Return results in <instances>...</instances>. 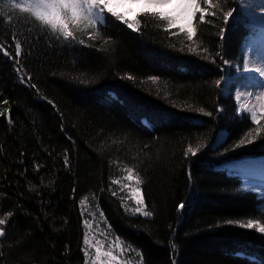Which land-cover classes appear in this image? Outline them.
<instances>
[{
	"label": "trees",
	"instance_id": "trees-1",
	"mask_svg": "<svg viewBox=\"0 0 264 264\" xmlns=\"http://www.w3.org/2000/svg\"><path fill=\"white\" fill-rule=\"evenodd\" d=\"M213 2L235 10L237 23L224 24L218 11L201 25L198 13L197 55L183 33L150 15L137 16L139 31L108 15L105 25L80 27L64 40L0 0V45L15 57L13 45L21 44L17 62L0 55V219L6 221L0 264H86L80 209L86 197L144 264H264V234L240 227L264 224L263 202L213 167L264 150V132L235 147L256 125L240 119L232 98L221 94L223 75L229 66L240 68L253 29L239 0ZM229 27L223 43L219 30ZM220 130L228 136L214 150ZM189 146L199 147L196 156ZM123 167L143 181L151 218L130 215L111 194L118 193L112 181Z\"/></svg>",
	"mask_w": 264,
	"mask_h": 264
},
{
	"label": "snow or ice",
	"instance_id": "snow-or-ice-1",
	"mask_svg": "<svg viewBox=\"0 0 264 264\" xmlns=\"http://www.w3.org/2000/svg\"><path fill=\"white\" fill-rule=\"evenodd\" d=\"M123 3L129 4H141L143 5L142 14L152 17H157L160 20H163L167 24V28L171 30L172 28L178 27L179 31L183 33L187 40L190 42L188 51L200 55L198 52L199 45L195 47L192 46L194 43L193 38L197 36V29L195 26V19L197 14L199 13V23L203 25L205 23L206 16L209 14L212 17L217 16V12H222V21L224 24H228L229 18H232V26H235L237 21L233 16V12L223 10L221 4L219 2L214 3L213 0H203L204 6L201 5L200 0H122ZM242 3L246 5L247 0H242ZM15 8L20 9L22 12L33 14L39 21L43 24L50 26L53 32H59L64 40H68L69 38H74V30H79L81 25L84 28H95L96 24L100 22L101 17L105 12L110 13L117 20L122 21L129 29H133L135 31H139L138 24L139 20L136 17H133L131 21L127 18V13H119L115 12L113 7L111 6V0H20L18 3H14ZM19 6V7H17ZM169 8L171 11H164L163 9ZM212 10L211 12L209 10ZM131 11V9H129ZM239 15V13H237ZM183 17L186 21V25L178 24L177 21ZM211 23V21H209ZM74 26V27H70ZM231 32V27L228 29L221 28L219 30V38L223 43H226L227 40H230L229 37H225V32ZM203 34L201 33V36ZM12 40H16L15 33L12 34ZM91 39H96V36L93 35ZM81 44L84 43L83 40L79 41ZM107 43V41H105ZM15 57L12 55V51L7 49L6 46L0 45V55H4L10 59H14V62H17L16 58L20 56L21 52V44L19 42H15L14 45ZM203 53H209V48L204 47ZM215 55L219 57L220 62L223 65H229L230 61L225 58V55L221 53V51L217 50ZM205 60H209L210 56L205 55L202 57ZM212 63H216L215 59L211 60ZM238 70V69H237ZM19 72V69H17ZM244 71H255L258 72L260 76L264 77V69L256 68L249 69L248 61L244 63ZM31 80V77H24L23 80ZM128 79H132L131 76ZM152 80H156V77H152ZM217 85H219L220 81L218 80ZM31 87L35 88V84H32ZM251 95V93H248ZM239 99V97H237ZM264 97H257V100H262ZM3 103H7V101H3ZM243 108L247 113H251V121L256 125V127L249 131L248 134L239 141L235 147H243L246 144H253L255 139L259 137L261 132H264V124L261 123V120L264 119V115L259 116L257 112L254 110V107H249L247 104L243 105ZM204 115L211 117L213 115L212 112H205L203 108L199 110ZM218 111H223L219 109ZM260 111L264 113V103L260 104ZM0 115H4L3 112H0ZM243 119V116L239 117ZM146 125H148L147 121H144ZM150 127V125H148ZM63 130V129H62ZM199 147L193 148L189 146L187 148V153H190L192 156H196L197 152H199ZM22 163V162H21ZM64 163L67 166L69 161L67 155H65ZM39 170V165H37V171ZM128 176L127 179H133V169H127ZM191 174L189 173V176ZM112 183L119 184L120 181H112ZM143 181L139 178L136 179V184L140 185ZM134 200L136 207L133 209L134 214L142 215L143 217H152L153 212L147 210V204L145 203L144 197L142 195L140 187H136L134 190ZM113 196H116L117 193L112 192ZM81 204L84 201L80 202ZM179 209H185L186 205L184 203H180L178 205ZM101 216L103 213L101 212ZM6 221L4 219H0V225H4ZM86 225L89 227L91 225L88 224V221H84ZM228 223H232V221H228ZM110 227V226H109ZM240 227L246 229H255L259 233L264 234V224L259 223L258 221L249 220L246 224H241ZM5 236V229L0 227V237ZM84 244L88 245L87 237L84 240ZM173 250H175V245L172 246ZM103 255L107 256L111 260H116V257L112 255L111 252H106ZM238 257H243L250 262H255V256H246L243 252L235 253ZM101 250L99 247L96 248V264H100ZM175 264V261H173Z\"/></svg>",
	"mask_w": 264,
	"mask_h": 264
},
{
	"label": "rangeland",
	"instance_id": "rangeland-1",
	"mask_svg": "<svg viewBox=\"0 0 264 264\" xmlns=\"http://www.w3.org/2000/svg\"><path fill=\"white\" fill-rule=\"evenodd\" d=\"M6 3L11 4L12 6L14 3L20 2V0H4ZM251 0H247L246 5L242 3V9L244 10L245 14L248 17V20L251 24L256 26L257 30V37L255 38L254 41H252L251 45V50L248 53L247 56V51L250 49V46L246 48V51L244 53V59L245 61H248V68L249 69H255L258 65H260L264 69V20L262 21L261 19H256L254 18V11L251 10L250 8ZM111 6L113 7L115 12L119 13H127V18L131 21L133 17H136L142 13L143 5L141 4H129V3H123L122 0H111ZM14 7V6H13ZM249 8V12L247 10ZM131 9V11H129ZM164 11H171L169 8L163 9ZM31 14V13H30ZM105 14H110L105 12L103 16L101 17L100 22L104 23V18ZM33 15V14H32ZM34 16V15H33ZM35 17V16H34ZM36 18V17H35ZM41 22V21H40ZM99 23V22H98ZM178 24H184L186 25V21L183 17L178 19L177 21ZM45 25V24H44ZM48 26V25H46ZM261 26V27H260ZM50 28V26H48ZM74 27V26H70ZM83 27V25H81ZM179 29L178 27H175ZM58 32V31H57ZM59 33V32H58ZM244 61V63H245ZM236 70V67H230L227 70V73H231L232 71ZM251 72V71H249ZM241 72L235 73V76H230L229 74L226 75L224 79V84H223V89L222 94L225 98H232L233 101H235V105H237V110L239 115L246 116L250 119V122L255 125L251 121V113H247L246 110H243V105L240 103L243 100H248L245 96L242 101L238 102L239 99L243 95V91L240 86V82H237L235 80V77L239 76ZM248 74L247 72L244 71L243 68V73L242 74ZM239 74V75H238ZM244 74V75H245ZM255 83L257 84V81L254 80V85ZM242 84V83H241ZM235 86L234 92L231 93V87ZM241 87V86H240ZM240 91V95H239ZM256 91V89H255ZM231 93V94H230ZM239 95V96H238ZM255 98V95L252 97V99L247 103L249 107L251 101H253ZM264 103V99L262 101H258V104L254 105V110L257 112L258 117L262 116L264 113H261L260 111V104ZM263 120V119H262ZM261 120V121H262ZM225 134L221 132L218 137H224ZM217 137V138H218ZM220 139V138H218ZM264 154V150L262 151ZM264 155H257V156H249L245 157L243 159H250V160H257L260 158H263ZM259 162V161H258ZM236 162H233L232 165H235ZM261 165V164H260ZM229 166L228 164L226 165H220V169H224V167ZM247 166V165H245ZM259 166V165H258ZM257 166V167H258ZM237 167V166H233ZM228 168V167H227ZM232 168V167H231ZM253 169V167H250ZM256 168V166L254 167ZM127 167H123L120 170V174L115 178L113 181L119 180V184L113 183L114 190L117 192L120 198L122 199L124 209L127 213H129L132 216H142L139 214H134L133 209L136 207L135 205V200H134V189L136 187H140L142 195H143V183L140 185L136 184V179L141 178L138 176V174L134 171L133 169V179L129 180L127 179L128 172H127ZM228 173L232 176H238L243 182H245V185H243V190L242 192L244 193H249V192H254L260 195L261 198L264 197V187L262 189L260 188L262 184L258 182L252 181L248 176L244 175V173L238 172V171H228ZM258 187V188H257ZM113 190V191H114ZM120 193V194H119ZM82 201H84L83 204L80 203V209L82 212L83 216V229H84V240L87 237L88 239V245L84 244L83 241V253L85 256L86 264H96V248L99 247L101 250V257H100V264H144L143 263V258L141 253L136 250L135 248L129 246L123 239L115 235L113 232L111 226L106 222L104 215L101 216V209L98 206V203H92L89 201V199L86 197ZM261 212H264V207H260ZM151 218V217H148ZM84 221H88V224L91 225L90 227L84 223ZM110 226V227H109ZM1 238V237H0ZM106 252H111L113 256L116 257V260H111L110 258L103 255Z\"/></svg>",
	"mask_w": 264,
	"mask_h": 264
},
{
	"label": "bare ground",
	"instance_id": "bare-ground-1",
	"mask_svg": "<svg viewBox=\"0 0 264 264\" xmlns=\"http://www.w3.org/2000/svg\"><path fill=\"white\" fill-rule=\"evenodd\" d=\"M250 8L252 11L255 12L253 16L254 18L261 19L262 21L264 20V0H251ZM247 9L249 10V8ZM258 67L260 68L261 66L258 65L256 68ZM235 80L237 82H240L241 90L243 91L241 100L239 98L238 102L242 101L243 98H245V96L248 99V100H243L242 102H240L242 105L249 103V101L252 99L254 95H255V98L253 101H251L250 106L253 107L254 105L258 104V101L260 102L263 100V99L257 100V97H264V77L260 76L258 72L251 71L245 75L240 74L239 76L235 77ZM254 80L257 81V84L255 83V85H254ZM248 93H251V95H249ZM250 167L251 165H248V166L242 165L239 168L242 171H245L249 175L250 179H253L259 182H264V165L262 166L259 165L258 167L256 166V168L253 167V169H251ZM236 168L237 167H232L231 169L233 170Z\"/></svg>",
	"mask_w": 264,
	"mask_h": 264
},
{
	"label": "clouds",
	"instance_id": "clouds-1",
	"mask_svg": "<svg viewBox=\"0 0 264 264\" xmlns=\"http://www.w3.org/2000/svg\"><path fill=\"white\" fill-rule=\"evenodd\" d=\"M17 7H19V6H17Z\"/></svg>",
	"mask_w": 264,
	"mask_h": 264
}]
</instances>
